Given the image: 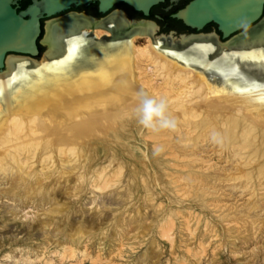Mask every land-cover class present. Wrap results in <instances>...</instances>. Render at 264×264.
<instances>
[{"label":"bare ground","instance_id":"obj_1","mask_svg":"<svg viewBox=\"0 0 264 264\" xmlns=\"http://www.w3.org/2000/svg\"><path fill=\"white\" fill-rule=\"evenodd\" d=\"M81 16L86 15L48 22L50 54L63 56L65 64L51 66L48 56L40 62L11 54L7 68L0 72V153L3 147L10 148L0 155V186L7 184L0 187V197L16 199L23 210L31 206L46 210L45 218L38 216V223L44 232L53 226L36 249L12 248L5 254L6 260L11 259L10 264H123L116 260L123 261L147 247L143 255L157 262L164 255L161 240L171 246L172 264H203L210 253L217 255L221 244L213 248V243L220 231L209 215L186 210L188 206L169 204L167 209L150 186L143 185L142 167L150 159L133 141L127 139L123 145L128 150L130 146L129 154L138 160L139 168L127 169L116 155L97 166L90 161L84 187V180L73 181L71 176L80 169L77 162L83 154L79 143L106 136V130L109 134L111 129L118 134L112 138L123 137L119 134L126 129L118 133L119 121L123 127L134 125L144 138L156 172L161 173L155 184L167 178L165 192L172 201L181 202L182 207L190 202L189 207L196 204L211 212L227 224L233 241L242 239L248 245L256 237L264 239V214H255L264 211V42L245 53L229 52L215 35L203 42L191 39L193 45L183 47L168 37L154 38V23L134 25L136 22L116 14L97 24ZM95 26L100 27L88 30ZM57 33L66 38L64 42L55 39ZM88 35L94 36L98 45L92 47ZM142 35L145 42L140 44ZM105 38L123 43L113 44L111 49L100 47ZM79 40L82 43L74 55ZM226 52L236 57L238 68H231ZM250 55L258 57L247 60ZM245 60L251 65L244 67L247 73L240 76ZM145 99L164 103L163 117L154 118L152 127L140 122ZM211 141L220 146L219 158L227 157L224 151H231L234 157L252 151L242 155L240 164L246 171H240L235 162L222 165V158L211 162L213 156L205 149ZM58 162L64 175H56ZM127 179L131 181L125 187ZM86 185L93 189L92 213L87 217L80 208L83 217L79 220L73 217L69 202H61L57 190L80 199ZM97 191L103 195L119 191L125 196L116 201L121 208L117 215L105 218L106 211L97 212L112 204H99ZM236 191H250L251 196L240 203L242 194L235 196ZM7 211L22 218L17 206H7ZM4 221L6 225L7 219ZM23 221L31 228V220ZM59 221L66 223L64 228ZM57 232L65 238L51 250L50 236ZM101 235L109 237V248L98 247L93 254L92 240ZM130 264L148 263L141 258Z\"/></svg>","mask_w":264,"mask_h":264},{"label":"rangeland","instance_id":"obj_2","mask_svg":"<svg viewBox=\"0 0 264 264\" xmlns=\"http://www.w3.org/2000/svg\"><path fill=\"white\" fill-rule=\"evenodd\" d=\"M77 9L78 10H76V11H70V12H67L65 14H62L58 18L65 17L66 15H68L70 13L86 14L88 16H92V17L97 18L96 15H95V13L97 11V8L96 7L86 8V7H83L82 6V7H79ZM117 12H119V13H117ZM112 13H113V15L120 14V13H124V15H126V17L128 19H130L131 21L134 20V22L138 18H141L142 17V16H140L138 14L133 13V11L127 5H124V4H120V5L116 6L109 14H107L104 17V19H107L109 17H112L113 16V15L111 16ZM55 19H57V17H55ZM53 20H54V18H53ZM53 20H51V21H53ZM150 20H152V21H154L156 23V26H155V24H153V22H148L150 24H153V27L155 28V30H153L154 31V36H153L154 38H156L157 40L158 39L161 40V39H165L164 37H168L172 41L177 42V43H180V45H182L183 47H187V46L193 45L190 42L191 39L192 40L193 39H195V40L198 39L199 41H202L203 42V40L206 37H208V36H215L214 35V32H215L216 26H214V25L210 26L208 28V30L206 31L207 33H211V34L204 35V36L203 35L198 36L200 38H197V37H194V36L193 37H190V38H182L179 34L185 33L184 31H180V32H177V33L171 32L175 28H173V27H170L169 28L167 26H163V24H161L160 22H158L156 19H153V18H151ZM132 24L135 25V24H138V23L136 22V23H132ZM98 27H100V26H95L94 28H91V29H88V30L93 31L92 29H97ZM255 27H256V25H255ZM173 33H174V35H173ZM45 35H46V32H44V34H43V36L41 38V40L43 42H44L45 37H46ZM239 35L240 34H238L236 36L240 37ZM88 36H90L89 37L91 39L90 44L92 45V47L95 46V45H98L97 44L98 42L96 41V38L94 36H92V35H88ZM144 36L145 35L140 36V39L138 40V42L140 44L143 43V42H145ZM55 39L57 41H59V42L60 41H63L64 42L66 38L65 37H62L59 33H57L56 36H55ZM228 41H231L229 45H226L225 43H223V44L219 43V44H220V46H222L224 48L226 47V50L229 51V52L245 53V52H248L249 50H252L256 46H258L260 43L264 42V35L261 36V37H258V38L257 37H254L253 39H251L250 37H248L247 39L246 38L245 39L243 38V40L235 41V40H231L230 39ZM81 43H82L81 40H79L78 43L75 45L76 46V52H74L75 53L74 55H77V52L79 51V48L78 47L80 46ZM122 43L123 42L120 43L119 40L105 38V39H103V41L101 43L102 46H100V47L111 49V47H113L114 45H116V44H122ZM161 44H162V42H161ZM158 45H160V44H158ZM177 48L179 49L180 47H177ZM180 50H181V48H180ZM50 53H51L50 46L46 45L45 43H42L41 44V55L38 58H35V59L36 60H39L40 62H45L44 59L48 56L49 57L48 58V62L50 64H52L51 66L56 65V64H57L56 66H60V65H62V63L65 64L64 60H62V58H61L63 56H58L59 54L51 55ZM229 55L230 54L226 52V57L227 56L228 57H231ZM12 56H14V55H10L9 58L12 57ZM172 56H174V55H172ZM255 56L256 55H254V56L250 55L247 58V60H249V59L250 60H256V59H254ZM16 57H19V56H16ZM256 57H258V56H256ZM229 60H230V63L232 64L231 68L233 66L238 68V66H235L234 65V63H235L234 61L236 60V57H234V58L231 57V59H229ZM247 60H245V63L244 62L242 63V67H241V69H239L240 71H238L239 72L238 75H240V76L242 75L243 76L244 74L247 73V71L244 69V67H246L247 65H251L250 62H247ZM34 67L37 68V66H34ZM237 68H235V69H237ZM7 71H8V69H7ZM30 77H32V76H29V78ZM127 122L128 121H126V123ZM118 124H119V126H117ZM118 124L116 125V128H119L120 127L118 133H122L120 131L121 129L122 130H125L126 129V132H124L122 134H119V136L120 135H123V137L120 136V138H117V139L112 138L113 137L112 134H116L117 133V130L114 129L115 132H111V131H114V130H112L110 128L111 131H109V134L107 133V130H106V136L104 134L102 136H99V138H97V139L94 138V139H90L89 141L86 139L84 142L79 143L80 145H78V146L80 148L82 147L81 149H82V153L83 154L79 157V160L77 162L78 164L80 163L79 164V168L80 169H78V171L76 170L73 173V176H71V178L73 179L74 182H77V181H79L81 179L84 180V178H86L85 177L86 174H87L86 173L87 172V167L86 166H88L90 164V161H92V165H96L97 166L99 163L102 162V160H103V162L104 161L105 162H109V161H111L112 158L115 159L114 157H116V155L118 157L121 156L120 157V160L125 162V166H126L127 169H131V170L134 171L135 167L139 168V166H138V164H139L138 160L136 161V158H131L132 156L129 154L130 146H129V150H128V148H125V146L123 145V141H127V139L131 143L133 141V143L137 144L136 147L141 148L142 151H143V153L147 156V158L151 160V161L148 160L147 164H145L142 167L143 168V174L145 175V177H143V179L141 178L142 179L141 181H143V185L146 184V186H150V188L152 189V192H154V194L157 195V197L159 199L158 201L163 202V204H165V206H166L167 209H168V207L170 208L171 206L176 207V208H186L188 206L186 208V210H193L194 209V211H196L197 213H200L202 215L203 214H206L207 216L209 215L210 216L209 217L210 220L214 224H216V226L219 228L220 237H218V238L216 237L217 240L216 239L214 240L213 248H214V246L219 245V244H221V247L216 249V251L218 252L217 255L214 256V255H212V253H210L204 259V261L202 262L203 264H264V239L263 238H261L259 236L260 238L256 239L257 238L256 237L255 239H253L252 241H250V243L248 245L245 244L242 239H238L237 241H233L234 238L233 237H230L228 235V231H227L228 226H227V224L225 222L218 221L215 217H212L211 212H208V211L206 212V210H203L200 207L199 208L196 207V204L193 205V207H189L190 204H191L190 202L184 203L185 205L182 207L181 206V204H182L181 202L172 201V199L169 197L168 192H165L166 191V186L164 185V183L168 179L164 177L165 182H163V183L161 182V184H159V183H156L155 184L156 181H154V180H156V179L159 180V178H160L159 175L161 173L156 172L158 170L156 169L155 164L152 161L153 160L152 159V156L151 155H148V153H149L148 150L149 149L145 145V143H143L144 142V138L141 137L138 132H136V129L134 128V125H131V127H130V125H127L126 124V126L123 127L122 126L123 123L122 122L120 123V121L118 122ZM112 127H114V126H112ZM94 131H96V129ZM133 134H135V135H133ZM116 135H118V134H116ZM131 135H133V136H131ZM86 137H87V135H86ZM19 145H21V143L17 144V146H19ZM108 147H110L112 149L114 148L115 149V152H113V151L110 152V150H109ZM219 147L220 146H218V144H216V143L215 144H212V141L206 144L205 149H208L210 151L209 153L213 156L211 162L221 160V158L223 157L222 156L221 158H219V155H218V152H217V151H219L218 150ZM9 149L10 148H7L6 149V148L3 147L1 149L2 152L0 153V155L6 154V152ZM91 151H93L92 152L93 155H92ZM245 151H249V152H245ZM245 151H241L240 152V155L241 156L238 155L236 157L230 156V155H233V153L231 151L230 152L229 151H224L223 152V155H227V157L222 158V160H224L223 162H221V163H223L222 165H226V164L230 163L231 165L229 164V166H233L234 165L233 163L235 162L236 164H239V167L241 168L240 171L243 170L245 172L246 169H247L246 166H244L243 163L240 164L241 159L243 158L242 155H244L246 153L252 152L250 150H245ZM94 154H95V158H92L91 159L92 156L94 157ZM204 155H208L207 152H205ZM141 156L142 155H139V157H141ZM206 157H207V160H208L209 159L208 156H206ZM231 161H233V162H231ZM132 162H133V164H132ZM101 164H99V165H101ZM57 165H58V167H57V170L58 171L56 170V175H61V174L64 175L65 170L64 171L61 170V168L63 169V167L61 166L62 164L60 162H58ZM256 165L257 164L253 165V168L251 167V169H254V166H256ZM154 167H155V169H153ZM60 171H61V173H60ZM8 175H6V176L3 175L1 177H6L5 179H8ZM62 177H63V179L66 178L64 176H62ZM94 179H95L94 181H96L97 178H94ZM145 179H146V181H145ZM82 180H81V182H82ZM130 181H131L130 179H127L125 181V187L129 186ZM84 182H86V180H84L82 182V186H83V184H85ZM6 185L7 184H5L3 182V184L1 183V186L0 187L6 188L5 187ZM86 187H88V185H86ZM241 187H242V185H241ZM249 189L251 191V187ZM59 190H60V192H59ZM81 190H83V191L81 193V196L79 197L80 199H78L76 196H71L70 197L67 193L65 194V192L61 188L57 190V194H58V197L60 196L61 202H63V201L66 202V203L69 202L68 204H70L73 207L72 208V213H73L72 215H74V214L76 215V216L74 215L73 217L74 218L77 217L79 220L82 219V217H83L82 214H81V210L78 211L80 208L83 210L84 213H86L87 217H88V215H90L92 213V210L89 209V208L92 206L91 203H92V197H93V189L89 186L88 188H86V190H85V188H82ZM250 191L249 192H246L244 194L241 193L242 191H240V192L239 191L238 192L236 191L235 196H239V195L242 194V196H239L241 198L240 199V203H242L245 200H247L246 198H250V196H251V195H249L250 194ZM101 193L98 192V191H97V193L95 192V194L97 195L96 197H98L97 198L98 203L99 204H103L104 202L107 201V202H112V204H110L111 206H109V209L108 210H107L106 207H101V208H98L97 209L98 210L97 212H105L106 211L105 214L106 215L108 214V215L105 218H108V216L110 217V216H113V215H117V213L120 212L119 210H121V208L118 206L119 203L116 202V201L118 199H121V201L124 200L125 199V196L122 195V194H120L119 191L118 192H112V193H105L104 195H103V193L102 194ZM140 193H142V192H140ZM108 196L110 198H112V197L113 198L112 199H109ZM114 196H116V197H114ZM100 201L102 203H100ZM17 203L18 202H17L16 199H13V198L10 199V197H8V196H1L0 197V264H10L11 259L6 260L7 259L6 255H7L8 252H10L12 250V248L13 249H16V248H24L25 247V248H31L33 250L36 249L39 246V244L43 241V237H44L43 235L45 233H50V229L53 228V226L52 227H49L48 226V227H46V231L44 232L43 228L38 223L39 222L38 216L40 218L41 217L42 218H45L43 215H44V212L46 210H44V209L43 210L42 209H40V210L39 209H35L32 206L31 207H26L23 210V208H20L21 207L20 203H18L19 206L17 205ZM13 205L19 207L20 212L22 214V218L16 217V218H18V219H16L14 217V215H12L10 212L7 211V206H13ZM39 211H40V214H39ZM257 212L258 213L262 212V214H264V211H261V210H257L255 212V214H257ZM7 213H8V215H7ZM78 216H80L81 218L78 217ZM26 218L29 219V220H31L33 222L34 225L32 224L31 228H30V226L28 224V221H23V219L25 220ZM6 219H7V222H6L7 224L5 225L4 224L5 223L4 220H6ZM63 219L65 220V217L64 216H63ZM263 220H264V218H263ZM56 221H57V219H56ZM60 223L62 224L60 227L61 228H64L65 225H66V223H63L62 221H59V225H60ZM51 234L53 235V237H52V235L50 236V241L52 240L51 241L52 244H51L50 249L53 250V249H55L57 247L56 246L57 244H59V243L62 244V241L64 240L65 236L62 235L61 233H58V232H57V234H54V233H51ZM59 239L61 240V242H60ZM87 239H88V237L83 238L81 240V243L86 242ZM92 241H94V243H93V245H94L93 254H96L99 248L100 249H104L105 251H107V249L109 248V242H110V240H109V237L106 236V235L105 236L104 235H101V236L95 238ZM99 242H100V244H98ZM161 242H162V245L164 246V255H163V258L160 261L153 262V260L147 258L146 255H143L144 254V251H145V249L147 247L146 248L145 247H141L140 249H138V251L136 253H133L130 256H126V259H124L123 261H121V259H118L116 261H117V263L120 262V263H123V264H130V262L131 263L138 262L139 259L143 258V259H145V261H147L148 264H172L171 261H174V257L175 256L171 255V250H170L171 249V246L168 243H166V242H164L162 240H161ZM106 255L109 256L108 253Z\"/></svg>","mask_w":264,"mask_h":264},{"label":"water","instance_id":"obj_3","mask_svg":"<svg viewBox=\"0 0 264 264\" xmlns=\"http://www.w3.org/2000/svg\"><path fill=\"white\" fill-rule=\"evenodd\" d=\"M20 1L0 0V72L7 68V58L11 54L38 58L41 55L39 44L49 46L46 41L48 22L59 15L92 3L98 4L101 14H107L114 7L126 4L143 14L144 18L135 22H153L156 25L147 18L155 6L166 0H31L26 8L19 10ZM171 16L197 31L216 24L222 39L226 40L220 41L221 44L229 45L230 39L238 41L264 35V0H191ZM43 19H50L46 22L44 42L41 40ZM238 34L240 37L236 36Z\"/></svg>","mask_w":264,"mask_h":264},{"label":"flooded vegetation","instance_id":"obj_4","mask_svg":"<svg viewBox=\"0 0 264 264\" xmlns=\"http://www.w3.org/2000/svg\"><path fill=\"white\" fill-rule=\"evenodd\" d=\"M191 0H176V1H173L172 2V0H166L164 3H161V4H159V5H157V6H155L152 10H151V14H152V12H153V17H151L152 15H150L147 19H151V18H153V19H156L158 22H160L161 24H163V26H167V27H169V23L167 22V21H165V17H166V14L167 13H171L170 15H172L174 12H177L179 9H181V8H183V7H185L189 2H190ZM126 5V4H125ZM91 6V5H90ZM90 6H88V7H86V8H90ZM168 7H171V9L170 10H167V8ZM115 8V7H114ZM113 8V9H114ZM112 9V10H113ZM76 10H78V9H74V10H71V11H76ZM111 10V11H112ZM110 11V12H111ZM70 12V11H69ZM110 12H108L107 14H109ZM67 13V12H66ZM117 13H119V12H117ZM107 14H101L99 11H98V4H97V11H96V13H95V15H96V17L97 18H95V17H92V16H88V15H86V14H77V13H71V14H68V15H66L65 17H67V16H70V15H77V16H80V15H86L85 17L84 16H81V17H84V18H86V19H90V20H93V22L94 23H102L105 19H104V17L107 15ZM120 14H122L125 18H127L126 17V15H124V13H120ZM113 15V13L111 14V16ZM128 15V14H127ZM139 15V14H138ZM59 16H61V15H59ZM65 17H62L63 19L65 18ZM160 17V18H159ZM172 17V16H171ZM62 18H57V19H54L53 21H56V20H58V19H62ZM96 20H95V19ZM99 18V19H98ZM142 18H144V16L143 17H141V18H138L137 20H141ZM173 18V17H172ZM175 19V18H174ZM101 20V21H100ZM130 20V19H129ZM176 20H178V19H176ZM47 21H49L48 19H43L42 20V26H43V32H45V26H46V22ZM131 21V20H130ZM181 21V20H180ZM51 22V21H50ZM138 23H140V22H138ZM212 25H214V26H216V29H215V32H214V35H217L218 36V39H219V41H222V42H225L226 40H223L222 39V33L218 30V27H217V25L216 24H209V25H207L203 30H201V31H197V30H195V29H191V28H189V27H187L182 21H181V23H175L174 24V26H173V28H175L174 30H172L171 32H175V33H177V32H180V31H184L185 33H181V34H179L180 36H187V37H189V36H200V35H208V34H211V33H207L206 31L208 30V28L210 27V26H212ZM44 34V33H43ZM173 35H174V33H173ZM39 45H41V44H39Z\"/></svg>","mask_w":264,"mask_h":264},{"label":"clouds","instance_id":"obj_5","mask_svg":"<svg viewBox=\"0 0 264 264\" xmlns=\"http://www.w3.org/2000/svg\"><path fill=\"white\" fill-rule=\"evenodd\" d=\"M164 112V103L160 102L157 104L156 101L152 99H145L143 102V113L144 117L140 121L142 124H144L146 127H152V121L154 118L163 117Z\"/></svg>","mask_w":264,"mask_h":264},{"label":"trees","instance_id":"obj_6","mask_svg":"<svg viewBox=\"0 0 264 264\" xmlns=\"http://www.w3.org/2000/svg\"><path fill=\"white\" fill-rule=\"evenodd\" d=\"M30 3H31V0H21L20 1V8H19V10L26 8ZM93 7H96L97 8V3H92L91 6H90V8H93ZM128 7L133 11V13L139 14L140 16L143 17V14L141 12H136L132 7H130V6H128ZM170 14L171 13H167L166 14V17H165V21H167L170 24L169 25V28L170 27H173L175 23H181L180 20H176V19L172 18ZM151 15H152L151 17H153V12H152ZM39 47H40V51H41V45H39Z\"/></svg>","mask_w":264,"mask_h":264}]
</instances>
